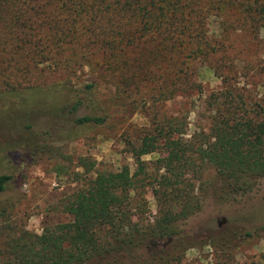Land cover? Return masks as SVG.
I'll return each instance as SVG.
<instances>
[{
    "label": "trees",
    "instance_id": "obj_1",
    "mask_svg": "<svg viewBox=\"0 0 264 264\" xmlns=\"http://www.w3.org/2000/svg\"><path fill=\"white\" fill-rule=\"evenodd\" d=\"M56 1L60 3H53L47 16L65 18L43 21L53 29L51 34H42L43 42L51 38L57 48H75L85 62L93 60L108 71L114 82L127 83L134 76L140 83L152 82L150 94L157 96H172L196 87L193 62L206 61L213 74L221 77L227 56L223 49L230 32L228 8L242 13L240 23L250 38H256L263 26L264 0ZM10 2L0 0V17L12 12ZM223 12L224 18L220 15ZM209 16H218L220 33L207 38L204 33ZM126 52L132 55L126 57ZM209 55H213L211 59ZM40 60L55 63L45 55ZM114 62L127 66L130 72L115 73L121 65ZM94 87V82L73 86L62 80L0 91L1 100H16L26 106L4 113L0 110V124L20 134L19 141L7 149L49 152L51 144L39 143L38 139L49 141L55 136L53 141H70L106 124L108 114ZM233 99L243 103L230 91L209 93L205 100L210 110L206 129L188 139L183 138L176 118L157 120L139 138L136 152L142 155L162 149L164 155L155 160L156 170L161 171L146 173L143 161L138 160L132 174L127 166L96 172L65 202L64 210L71 216L66 223L39 234L29 232L10 220L12 201L0 198V264H164L170 253L180 254L185 247L179 226L201 207L196 185L203 172L211 170L215 175V188L222 201L251 192L264 179V118L252 108L246 112ZM44 110L66 119L68 127L56 133L47 128L29 131L32 124L27 116ZM137 174L145 177L134 179ZM9 179L10 175L0 173V197ZM134 180L150 185L155 212L151 220L142 218L143 222L130 225L128 206ZM140 200L139 194L135 201ZM161 240L172 247L171 251L162 254L165 247L159 245Z\"/></svg>",
    "mask_w": 264,
    "mask_h": 264
},
{
    "label": "rangeland",
    "instance_id": "obj_2",
    "mask_svg": "<svg viewBox=\"0 0 264 264\" xmlns=\"http://www.w3.org/2000/svg\"><path fill=\"white\" fill-rule=\"evenodd\" d=\"M9 1H12L9 3L12 12H5L0 17V91L62 80L73 86L94 82L95 94L108 114L106 124L74 140L53 141L55 136H50L49 141L38 139L39 143L51 144L52 150L36 151L35 154L20 148L8 150V146L11 148L19 141L20 134L11 126L0 124V173L10 175L7 190L0 198L12 201L10 220L29 232L39 234L44 229L70 221V214L64 210L65 202L98 171H116L127 166L132 174L139 160L143 161L146 173H159L161 170H156L155 160L162 157L164 151L157 148L138 155L139 138L157 120L168 118H176L175 122L180 123L184 139L206 129L210 110L205 100L211 92L230 91L234 96L239 95L243 103L233 99L236 105L246 112L252 108L260 119L264 118V15L263 26L252 39L244 31L245 25L240 23L242 13L228 8L225 12L230 18V32L223 49L227 56L223 58L226 61L221 77L213 74L206 61L193 62L196 87L172 96H157L150 94L152 82L140 83L137 76L130 77L127 83L114 82L108 71L104 72V68L93 60L85 62L74 52L75 48H57L51 38L43 42L42 34L53 32L43 21L48 17L65 18L64 15L47 16L53 3L60 1ZM225 12L220 14L223 18ZM206 19L205 36L210 38L219 34L218 16ZM43 55L52 57L55 63L42 62ZM130 55V52L125 53L126 57ZM120 71L130 72L123 64L115 73ZM158 80H154L157 85ZM122 86L125 92H122ZM25 107L16 100L0 101L3 113ZM27 117L32 124L27 130L33 132L47 128L56 133L69 125L66 119L55 117L46 110ZM142 177L145 176L137 174L134 179ZM145 183L134 182L128 206L130 225L141 223L142 218L151 220L154 215L150 185ZM216 185L213 172H203L200 184L196 185L201 207L179 226L185 248L180 249V254L166 255L169 259L164 264H264V179H260L251 192L230 201L220 200ZM139 194L141 200L136 202ZM163 243L161 240L159 244L165 247L162 254L171 251L172 247ZM172 257L174 259H170Z\"/></svg>",
    "mask_w": 264,
    "mask_h": 264
}]
</instances>
